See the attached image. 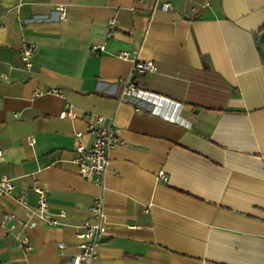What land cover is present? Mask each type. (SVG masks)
<instances>
[{
    "label": "crops",
    "instance_id": "obj_1",
    "mask_svg": "<svg viewBox=\"0 0 264 264\" xmlns=\"http://www.w3.org/2000/svg\"><path fill=\"white\" fill-rule=\"evenodd\" d=\"M114 16L105 52L93 54ZM263 28L264 0H171L169 11L141 0H0V178L32 208L43 190L58 221L0 225V263L64 264L102 195L108 227L93 264H264ZM24 42L38 45L28 70ZM123 50L157 66L135 80L168 99L155 112L124 99ZM66 104L78 117H59ZM84 112L113 119L125 142L110 149L102 188L71 162L91 141ZM6 213L29 215L0 197V221ZM24 235L31 251L14 243Z\"/></svg>",
    "mask_w": 264,
    "mask_h": 264
},
{
    "label": "built area",
    "instance_id": "obj_2",
    "mask_svg": "<svg viewBox=\"0 0 264 264\" xmlns=\"http://www.w3.org/2000/svg\"><path fill=\"white\" fill-rule=\"evenodd\" d=\"M141 1L146 2L151 10L159 9L169 11L171 9V0ZM55 9L59 13L58 18L62 21L66 20V6L64 4H58ZM116 28L117 19L114 16L108 20L107 32L102 35L104 41L99 45L92 46L90 51L93 54L105 52L106 40L110 38ZM37 49L38 45L36 44L22 43L19 50V58L25 69H30L32 57ZM116 57L132 63L129 75L123 85L124 99L136 98L151 103L153 105L151 112H155V108L160 104V100L165 98L139 89L135 85V80L146 73H155L157 66L152 61L138 60L134 51H119ZM49 92L59 94L57 89H50ZM167 100L165 99V101ZM76 116L78 117V114L72 109L70 104H66L59 113L60 118L72 119L76 118ZM81 117L86 122V133L90 136L91 141L88 145L81 142L77 143L72 152L71 162L75 164L77 172L81 177L91 179L95 185L102 188L103 179L109 165V151L114 146L125 144V142L119 135V129L113 119H106L105 116L103 117L90 112L82 113ZM163 117L173 120L166 114H163ZM76 136L80 137V133H76ZM27 142L29 145H33L35 139L28 137ZM159 177L164 178L162 171L159 172ZM35 192L36 207L32 208L26 202V194L24 192H15L12 179L0 178V197H13L18 205L29 213L27 215L28 217H23L16 213H6L2 216L0 225L3 226L10 219L17 223L21 231H26L36 226L53 227L57 225L58 221L56 216L49 211L45 192L38 188ZM102 198V195H97L93 199L89 207L91 217L84 219L81 224L82 230L79 234L80 242L77 244L79 251L77 254L70 255L64 264H93L100 240L105 235L108 227L107 217L104 211V199ZM60 214H63V212H60ZM14 243L22 247L25 251H31L33 248L27 235L16 237ZM58 245L61 248L65 246L64 243H59Z\"/></svg>",
    "mask_w": 264,
    "mask_h": 264
},
{
    "label": "water",
    "instance_id": "obj_3",
    "mask_svg": "<svg viewBox=\"0 0 264 264\" xmlns=\"http://www.w3.org/2000/svg\"><path fill=\"white\" fill-rule=\"evenodd\" d=\"M263 36H264V30L261 33H259V35H258L257 46L260 49L262 55L264 56V48H263V46L261 44V40H262Z\"/></svg>",
    "mask_w": 264,
    "mask_h": 264
},
{
    "label": "trees",
    "instance_id": "obj_4",
    "mask_svg": "<svg viewBox=\"0 0 264 264\" xmlns=\"http://www.w3.org/2000/svg\"><path fill=\"white\" fill-rule=\"evenodd\" d=\"M264 30V28L260 31V33Z\"/></svg>",
    "mask_w": 264,
    "mask_h": 264
}]
</instances>
